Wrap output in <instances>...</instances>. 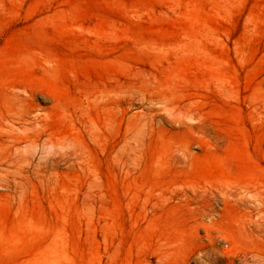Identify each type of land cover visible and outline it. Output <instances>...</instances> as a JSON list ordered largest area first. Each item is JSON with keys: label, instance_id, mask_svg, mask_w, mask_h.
Instances as JSON below:
<instances>
[{"label": "rangeland", "instance_id": "obj_1", "mask_svg": "<svg viewBox=\"0 0 264 264\" xmlns=\"http://www.w3.org/2000/svg\"><path fill=\"white\" fill-rule=\"evenodd\" d=\"M0 264H264V0H0Z\"/></svg>", "mask_w": 264, "mask_h": 264}]
</instances>
